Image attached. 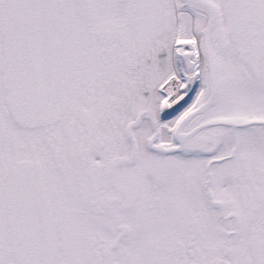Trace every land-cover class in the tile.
<instances>
[{"label": "snow or ice", "instance_id": "1", "mask_svg": "<svg viewBox=\"0 0 264 264\" xmlns=\"http://www.w3.org/2000/svg\"><path fill=\"white\" fill-rule=\"evenodd\" d=\"M0 264H264V0H0Z\"/></svg>", "mask_w": 264, "mask_h": 264}]
</instances>
